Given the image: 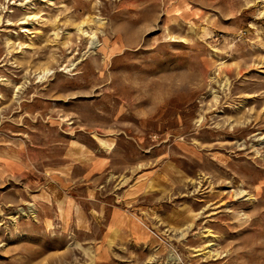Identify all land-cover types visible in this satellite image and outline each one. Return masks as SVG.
I'll use <instances>...</instances> for the list:
<instances>
[{
	"label": "rangeland",
	"instance_id": "1",
	"mask_svg": "<svg viewBox=\"0 0 264 264\" xmlns=\"http://www.w3.org/2000/svg\"><path fill=\"white\" fill-rule=\"evenodd\" d=\"M0 264H264V0H0Z\"/></svg>",
	"mask_w": 264,
	"mask_h": 264
},
{
	"label": "bare ground",
	"instance_id": "2",
	"mask_svg": "<svg viewBox=\"0 0 264 264\" xmlns=\"http://www.w3.org/2000/svg\"><path fill=\"white\" fill-rule=\"evenodd\" d=\"M76 28H77L78 31L84 32V33H87L88 34V36L90 37V46H89L90 48L95 49L96 47H98L99 44H98V41L96 39L97 38V35H96V32L95 31H92V30L91 31H87V30L83 29V27H82V25H80V23L76 25ZM126 38H127V41H129V42L131 41L130 36H127ZM7 40H9V37L7 38ZM69 40H70V37L67 36L64 39V43L66 41H69ZM217 70L218 71L215 72V74L211 77V79L217 77V75L219 74L220 66L217 67ZM50 73H52V71H50V68L49 67H46L42 71H40L37 74V76L39 77L40 80H44L46 78V76L49 75ZM19 87H21V86L18 85L17 86V89ZM212 93H213L214 103L209 104L208 105V108H210L214 104H217V102L219 101V95L216 93V90H212ZM203 119H204V116H200L198 120L201 122V121H203ZM227 120H229L227 124L229 126H232V128H230V129H232L231 131H234V130H236L239 127L248 129V125L252 121V120H250L245 115L244 116L243 115L242 116H234L232 118L228 117ZM216 123L217 124L215 125V131L217 133H222V132H227L228 133V131L226 129V126H228V125L227 124L225 125V122H222V123L216 122ZM99 140H100V142L102 144H104L107 147V149H110L112 147V142H109V141H107L104 138H99ZM244 144H245L244 141L238 143V146H239L238 149L244 148ZM251 146L254 147L255 150H257V146L255 145V142H252ZM229 182L230 181H228V183ZM243 193H244L243 188L241 186L240 187L238 186L234 191H232V194L231 195H233V194L240 195V194H243ZM78 210H79V207H78V204H76L75 205V211H78ZM29 211L35 215V210L32 207L30 208ZM58 211H59V214L62 217L65 216V200H60L58 202ZM79 219H80V217L78 216V220ZM133 227H134V230H138V228L140 229V222L133 223ZM76 243L83 250V252L85 253V255H87V257L90 256L91 259H92V257H93L94 254L99 253V251H97V250H95V251L92 250L89 245L88 246H85V245H82L79 242H76ZM175 258L176 257L171 254L169 256V258H168V261H171L172 259L174 260Z\"/></svg>",
	"mask_w": 264,
	"mask_h": 264
},
{
	"label": "crops",
	"instance_id": "3",
	"mask_svg": "<svg viewBox=\"0 0 264 264\" xmlns=\"http://www.w3.org/2000/svg\"><path fill=\"white\" fill-rule=\"evenodd\" d=\"M131 220V222H130V233L132 234V235H134V234H138L142 229H141V226H140V229L138 228V230H134V227H133V223H136L137 221L136 220H133V219H130ZM135 236V235H134Z\"/></svg>",
	"mask_w": 264,
	"mask_h": 264
}]
</instances>
